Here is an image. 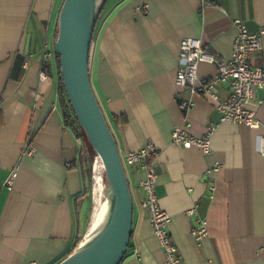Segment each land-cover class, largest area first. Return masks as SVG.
Masks as SVG:
<instances>
[{
  "label": "crops",
  "instance_id": "obj_1",
  "mask_svg": "<svg viewBox=\"0 0 264 264\" xmlns=\"http://www.w3.org/2000/svg\"><path fill=\"white\" fill-rule=\"evenodd\" d=\"M64 0H0V264H58L73 250L79 215L84 237L92 218L81 199L80 141L60 105V58L55 51ZM105 0L91 60V81L123 157L152 142L160 206L184 264H264V104L251 108L261 127L223 122L215 103L176 85L180 42L201 39L228 60L234 20L252 33L264 26V0ZM53 56L44 62L42 52ZM249 62L264 67V48ZM46 73V79L40 73ZM215 64L202 62L211 78ZM220 101L231 87H217ZM194 102L184 111L180 103ZM194 137L209 129L212 151L172 144L176 126ZM86 145V143L84 142ZM28 148L35 149L33 154ZM219 167V171L215 169ZM16 169L14 187L5 182ZM135 214L121 264H166L150 212L142 207L138 168L126 167ZM196 214H191V209ZM206 223L199 242L193 229Z\"/></svg>",
  "mask_w": 264,
  "mask_h": 264
},
{
  "label": "built area",
  "instance_id": "obj_2",
  "mask_svg": "<svg viewBox=\"0 0 264 264\" xmlns=\"http://www.w3.org/2000/svg\"><path fill=\"white\" fill-rule=\"evenodd\" d=\"M215 1L203 0L202 7H206V4L213 5ZM234 25L237 29V35L233 43L231 57L225 61H219L209 53L207 46L201 39L193 37L183 39L180 42V65L175 83L180 88L190 89L193 94H201L212 100L216 108L223 114V122L241 124L251 129L260 128L261 121L257 119L256 112L251 107L255 105L254 98L258 92L263 93V98L258 101L257 107L264 104V67L253 66L249 60L253 53L264 48V26L259 32L252 33L240 19L234 20ZM53 54L51 51L43 50L40 59L44 62ZM202 62L217 66L215 76L211 78L200 76L199 69ZM46 77L45 72L40 73L42 80ZM223 83L231 87L230 98L226 101H220L217 93V87ZM194 105L191 100L180 103V107L184 111L194 108ZM190 127L191 124L188 121L185 125L176 126L172 132V144L184 148L197 147L205 154L210 153L212 151L211 136L213 129L210 128L204 137H194L189 131ZM80 150L86 151L90 156V152L82 140L80 141ZM260 151L264 154V138L261 140ZM27 152L33 154L35 149L28 148ZM157 154L158 148L149 142L141 149L125 154L123 163L125 168H138L142 171L143 177L139 180L143 193L141 204L150 212V221L155 236L165 252L166 264H184L183 257L168 230L172 217L161 208L156 192L157 174L154 163H150L149 160ZM215 170L219 171V167ZM16 176L17 170L14 169L5 182L8 189L14 187ZM189 212L196 214V209L193 208ZM206 234V223L202 221L201 227L192 231L193 237L199 242L203 241Z\"/></svg>",
  "mask_w": 264,
  "mask_h": 264
},
{
  "label": "water",
  "instance_id": "obj_3",
  "mask_svg": "<svg viewBox=\"0 0 264 264\" xmlns=\"http://www.w3.org/2000/svg\"><path fill=\"white\" fill-rule=\"evenodd\" d=\"M104 2L64 0L58 18L55 51L60 56L63 85L81 128L101 158L109 200L102 229L87 243H83L84 236L58 264H121L133 232L135 204L130 181L91 81V47Z\"/></svg>",
  "mask_w": 264,
  "mask_h": 264
},
{
  "label": "trees",
  "instance_id": "obj_4",
  "mask_svg": "<svg viewBox=\"0 0 264 264\" xmlns=\"http://www.w3.org/2000/svg\"><path fill=\"white\" fill-rule=\"evenodd\" d=\"M103 7H104V5H103ZM103 7H102V11H103ZM102 11H101L99 20L101 18ZM99 20H98V22H99ZM97 25H98V23H97ZM96 28H97V26H96ZM95 32H96V30H95ZM94 36H95V34H94ZM93 49H94V39H93V43H92V47H91V60H92ZM58 57L60 58L59 55H58ZM91 60H90V66H91ZM59 67H60V63H59ZM60 69H61V67H60ZM60 105H61L65 120L68 123V125L73 128V130L75 131V133L79 139L84 140L85 134H84L79 122H78L77 117L75 116L73 108H72V106L68 100L67 95H66L65 88L63 85V81H62L61 72H60ZM88 151L90 152V155L93 152L92 148L88 149ZM87 155H88V153L86 151L80 152V172L82 174V180H83V184H84V193L79 197L81 199H83V198H85L91 194V187L89 184V173H88V171H89V158H88V156L89 155L88 156ZM82 237L83 236H82V231H81V223H80V219H79V215H78L77 235L75 238L74 247H73L72 252L78 247V245L82 241Z\"/></svg>",
  "mask_w": 264,
  "mask_h": 264
},
{
  "label": "bare ground",
  "instance_id": "obj_5",
  "mask_svg": "<svg viewBox=\"0 0 264 264\" xmlns=\"http://www.w3.org/2000/svg\"><path fill=\"white\" fill-rule=\"evenodd\" d=\"M102 0H100L101 2ZM91 155H93V218H91L92 222L88 227V230L85 235V239L83 243H87L93 238L101 229L107 218L108 209H109V200H108V189L106 185V177L103 163L101 161L98 153L94 151Z\"/></svg>",
  "mask_w": 264,
  "mask_h": 264
},
{
  "label": "rangeland",
  "instance_id": "obj_6",
  "mask_svg": "<svg viewBox=\"0 0 264 264\" xmlns=\"http://www.w3.org/2000/svg\"><path fill=\"white\" fill-rule=\"evenodd\" d=\"M83 132H84V130H83ZM84 134H85V132H84ZM84 142L86 143V147L88 149L93 148L92 144L90 143V141H89L88 137L86 136V134H85ZM88 158H89V171H88V173H89V184H90V187H91L90 197H91V202H92V214H93V211H94V206H93V204H94L93 203V185H94V181H93V167H92L93 155L88 156ZM82 239H83V237H82Z\"/></svg>",
  "mask_w": 264,
  "mask_h": 264
}]
</instances>
